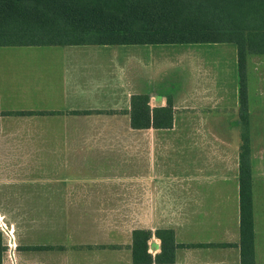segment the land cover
I'll return each mask as SVG.
<instances>
[{"label": "crops", "instance_id": "1", "mask_svg": "<svg viewBox=\"0 0 264 264\" xmlns=\"http://www.w3.org/2000/svg\"><path fill=\"white\" fill-rule=\"evenodd\" d=\"M10 47L26 50H6ZM119 47L1 46L0 147L24 144L26 151L52 153L47 159H55V166L71 175L79 168V148L121 151L133 147V174L121 171L103 176L94 184L92 197L96 205L132 201L128 204L134 208L132 217L100 219L118 224L129 221L134 226L108 228L116 240L93 249L92 264H136L129 248L135 228L152 232L148 240L152 255L160 251V240L154 235L157 228L172 229L175 242L183 244L175 249L172 263L148 264H240L238 76L230 84L215 81L207 86L196 81L182 89L128 82ZM106 56H111L110 64L104 63ZM139 63L149 61L142 57ZM246 78L254 264H264V85L250 87L248 72ZM133 94L148 95L151 108L165 106L169 99L171 127L133 129L129 117ZM70 185L73 191L75 184ZM132 189L133 196L128 198L127 190ZM69 234L72 237L62 242L40 243L45 247L39 250L18 249V256L13 255L16 263L60 264L43 255L34 261L32 256L19 255L22 250L79 255L77 236ZM60 245L66 249H57Z\"/></svg>", "mask_w": 264, "mask_h": 264}, {"label": "trees", "instance_id": "2", "mask_svg": "<svg viewBox=\"0 0 264 264\" xmlns=\"http://www.w3.org/2000/svg\"><path fill=\"white\" fill-rule=\"evenodd\" d=\"M181 43H231L235 47L240 123L238 245L240 264H254L246 77L248 58L264 55V0H0V47ZM172 115L169 99L165 106L151 108L148 95L130 97L133 129L169 128ZM151 235L148 229L131 231L132 261L172 263L175 249L183 246L175 242L173 230L155 229L160 251L154 255L148 252ZM23 247L39 250L45 246ZM4 250L0 232V264Z\"/></svg>", "mask_w": 264, "mask_h": 264}, {"label": "rangeland", "instance_id": "3", "mask_svg": "<svg viewBox=\"0 0 264 264\" xmlns=\"http://www.w3.org/2000/svg\"><path fill=\"white\" fill-rule=\"evenodd\" d=\"M24 48L5 49L25 52ZM119 48L122 50L119 60L125 61L128 82H149L159 88L174 85L182 89L183 86L192 87L196 81L207 86H214L215 81L230 84L237 75L236 51L231 43L120 45ZM142 57L149 63L140 66L139 58ZM110 59L111 56L104 57V63L110 64ZM110 68L108 66V70ZM247 72L250 87L264 85V55L250 56ZM4 146L7 149L0 147V232L5 246L2 264L19 263L13 255L18 256L17 251L23 246L54 240L62 242L71 236L70 232L77 236L78 256L70 252L69 256H64L23 250L19 255L27 254L37 262L43 255L45 260L54 263L92 264L89 262L93 259L92 250L110 246L107 241L116 240L114 236H109L108 228L119 226L126 230L134 226L129 221L118 224L100 219L109 216L132 217L134 208L128 205L132 201L119 205L117 199L111 206L96 205L98 201L92 197L94 184L101 181L103 176L112 177L108 174H119L121 171L133 174V147L121 151L79 148V168L77 174L71 175L69 170H59L55 166V159H47L52 153L26 151L24 144ZM105 172L108 176H105ZM71 183L75 184L73 191L68 189ZM127 191L126 194L130 195L128 198H131L133 189ZM125 240L128 241V238ZM57 247L66 249L63 245Z\"/></svg>", "mask_w": 264, "mask_h": 264}]
</instances>
